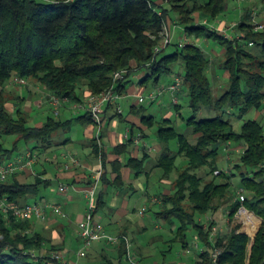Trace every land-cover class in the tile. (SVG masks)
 Segmentation results:
<instances>
[{
    "label": "trees",
    "instance_id": "1",
    "mask_svg": "<svg viewBox=\"0 0 264 264\" xmlns=\"http://www.w3.org/2000/svg\"><path fill=\"white\" fill-rule=\"evenodd\" d=\"M230 1L0 0V162L14 160L28 152L40 157L72 123L71 119L63 121L52 116L41 125L32 123L23 104L12 112L8 106L12 100L5 86L14 76L34 79L50 97L68 99L74 104L111 89L123 97L129 93L130 84L146 87L149 81H154L157 85L163 75L175 74L178 67L183 73L176 74L181 87L174 96L175 109L181 111V98L189 99L193 114L188 122L196 136L195 142L180 133L171 119L159 121L147 115L140 104L151 101L132 107L140 121L139 125H132L138 128L141 138L158 126L162 154L155 169L161 172V183L172 180L170 186L161 184L157 195L149 194V202L159 207L157 217L163 218L167 228L175 231L174 241H180L188 249V236L193 232L204 244L196 264H215L216 252H219L217 264H264V125L259 116V119L246 120L242 131L237 132L232 121L226 119L227 115L242 119L251 111L264 110V27L257 28L264 23H255V14L248 11L240 24L233 23L231 29L237 31L230 36L224 34L213 23L221 20ZM174 24L183 25L192 41L184 47L175 45L174 51L167 53L172 41L156 54L165 26L170 29ZM202 39L214 40L223 47V52L214 56L215 62L199 45ZM219 69L226 72V79L217 77ZM117 73H122L123 77L116 79ZM134 76L142 78L135 83ZM218 81L221 83L215 86ZM22 100L18 95L15 103ZM107 106L108 111L116 108V117L124 120V113H119L116 105ZM81 118L93 123L87 113ZM10 137H14V141L8 147L5 141ZM173 140L179 144L177 154H172L169 148ZM134 141L132 136L127 143L117 146L115 153L128 151ZM21 143L34 144V147L22 151ZM231 144L242 148L235 169L241 176L240 190L246 196L244 206L262 219L254 242L241 230L240 224L212 236L214 223L209 225L203 221L209 213L228 205L232 222L242 205L237 192L232 190L230 175L225 181L216 182L218 156L223 147L233 146ZM93 152L103 159L105 172L101 182L105 186L112 183L124 186L121 162H110L104 145L101 149L95 143ZM179 156L187 162L184 169L177 165ZM146 162V156L131 157L126 167L137 177L149 175ZM206 166H210L214 176L208 182L205 179L208 174H198ZM174 171L177 178L172 179ZM115 173L117 176L112 180L111 175ZM23 174L18 171L7 180L0 179V203L24 204L39 197L44 199L42 190L48 182L41 175L23 182L19 178ZM233 176H236L234 172ZM166 188L169 192L164 191ZM106 206L107 193L101 191L97 196L96 214L106 213ZM246 216L253 225L259 221L252 215ZM40 223L43 222L18 218L0 208V264H63L53 253L59 250L63 253L64 245H58ZM129 230L123 229L117 235L127 237L132 244L134 240ZM101 243L107 246L101 249L102 261L98 264H134L129 260L126 239L117 245ZM90 251L83 258L87 264H93L94 256L101 258ZM144 253L135 248L132 252L135 264H154L149 261L150 255Z\"/></svg>",
    "mask_w": 264,
    "mask_h": 264
},
{
    "label": "rangeland",
    "instance_id": "2",
    "mask_svg": "<svg viewBox=\"0 0 264 264\" xmlns=\"http://www.w3.org/2000/svg\"><path fill=\"white\" fill-rule=\"evenodd\" d=\"M248 11L255 14L256 16L255 23L257 24L264 23V0H231L229 2V8L221 16V20L213 23V25L215 28L219 29L224 34L226 33V34H229L230 36L234 30L237 31V29L235 28L231 29L232 25H234L233 23L240 24L242 22L243 16ZM169 30H170V33L173 34V45L167 49L166 51L167 53H171L172 51H174L175 45L180 44L182 41L185 44H188L192 41L191 38L187 37L185 33V27L183 25L174 24L172 25V28H170ZM185 37H187L188 40H185ZM199 45L209 54V56H211L212 62H215L214 56L219 55L223 52V47L219 43L215 42L214 40L202 39L199 41ZM180 72L181 70L178 67H176L175 74L163 75L157 85L154 83V81H149L147 83V86L145 87V93L143 95L147 96V94L150 93L149 91L151 92L153 91L157 93H161V91H164V93H162L158 97L155 103L146 102L144 104H140L141 106L140 105L138 106L143 107L147 115H153L159 121H162L165 119H171L172 124L177 128V130L180 133L185 134L192 142H195L196 136L193 135V131L191 127L189 126V122H188V120L192 117V114H193L192 109L190 107L189 99L188 98L180 99L179 103L181 104L182 108L180 112H177L175 109V103H174L175 94H173L169 90L170 85L176 82V78H177L176 74H179ZM181 73H183V71ZM217 77L221 78L222 80L226 79V72L222 69H219L217 71ZM17 78L23 79L24 83L17 81ZM133 81L135 83L139 82L138 76H134ZM220 83L221 82L218 81V83H215V86H218ZM133 86H134L133 84H130L128 86V90H130V88ZM5 90H6L7 96L12 100L8 104L11 111L12 112L16 111V109H18L19 107V104H23L24 110L27 111L28 115L30 116V119L32 120V123L34 122L38 123L39 121L45 122L50 116L55 117L59 120H63V121L71 119L72 122L74 121L75 123L73 126V129L75 130L76 126L78 125L77 123L78 119H80L82 115L86 114L85 109L84 110L75 109L74 107L76 104L75 103L70 104L68 102L66 103V105L63 104V106L60 109V114L57 116L55 114L53 105L50 104L52 97H50L46 93V90L43 89L41 84H38L34 79H26V78H21L19 76H14L8 83H6ZM18 95L21 96L23 100L22 102L17 104L15 103V98L18 97ZM125 96H128V93ZM125 96L121 97V99L119 100V104L123 108L122 113H124V119L128 117L130 111L132 110V107L136 103H139V97H136L135 94L133 95L132 93V95L127 98H125ZM87 99H85L82 103H85ZM201 115L202 114H200L199 116L201 117ZM259 116H260V119L258 118ZM226 119H230L232 123L234 124L235 130L237 132H241L244 122L249 119H259L264 125V110L260 112L251 111L242 119H239V117H236V116H229V115L226 116ZM104 124L105 122L103 123V126ZM129 124L130 123L128 122L126 123L123 122L121 124L122 130H125L126 126ZM94 125L97 127V130H98V126L95 123ZM157 131H158V126L156 125L150 131H148L145 137V139L151 145H154V144L159 145ZM71 135H72L71 132L64 133V131H61L59 135L57 136V138H55L54 143L58 140L65 139V137L68 138ZM81 138H83V136H81ZM12 141H14V137H10L7 142L5 141V144L8 147H10L11 145L9 143ZM231 145L233 146L223 147L218 156L217 163H216V168L218 169V171L215 173V175L218 176L216 178V182L221 183L226 180V176L230 175L231 182L233 184L232 190L237 192L236 197L239 199L240 193H241V190H240L241 176L239 175V171L235 169V165L240 160L242 148L240 146H236V144H231ZM20 147L22 151H25L26 149H28V147L30 148L34 147V144L27 145L25 143H21ZM169 148L172 154H177L179 150L178 141L176 140L171 141L169 144ZM54 149H55L54 150L55 152L50 153L49 154L50 156L48 157L50 159V161L48 162L49 166H51L53 164V161H55V156L58 155L61 157V155L58 152H62V150H58V148L56 147H54ZM154 162L156 163V161ZM150 164L151 163L148 162L146 164L147 167ZM186 164H187L186 160L182 156H179L177 159V165L179 166V169H184L186 167ZM35 168L38 169V166H35ZM210 171H211L210 166H206L202 168L200 171H198V174L201 176L203 175L205 176L208 174L207 177L205 178L206 181L208 182L214 178V176L210 173ZM233 172L236 174V176L232 177ZM223 173L225 175L221 176V174ZM160 174H161L160 171H155V174L151 178V182L153 184L151 187H148L146 184L147 183L146 174L140 175L139 176L140 178H137V179L135 178L133 180L134 190H130L128 192L130 193L129 195L131 199L130 200L131 201L130 210L132 212L131 215L136 219L139 225L144 226V229L141 231H137V226H135L132 229L131 234H132V238L134 241H132L133 247L131 244V252L135 251V247L137 246V243H139L141 245L146 246L147 251H145L144 255H150L151 259L149 261L150 262L153 261L154 264H157V263L159 264H163V263L179 264L181 261L185 262L186 264H196L197 263L196 257L200 256V254L203 252L204 244L197 239L196 235L193 232H190L188 236V240L190 243V246L188 249H185L183 247V244L180 241H174V238L176 236L175 231H171L169 228H167L166 221L163 218H158L156 215V212L159 210V207L157 205H154L155 204L154 202L150 203L148 200L145 201L144 197L147 193H150V195L152 196H155L159 193V188L161 187V184L170 186L172 180H165L166 183L164 182L161 183ZM176 176H177V173L176 171H174L171 174V178L175 179L177 178ZM55 185H57V183H55ZM57 187L49 188V190L51 189L57 190L58 189ZM44 195H46V193ZM51 196L57 197L59 200L61 199V197L63 198V196L59 197L57 193L52 194ZM115 196H116V190L114 186H112L109 188V193L107 197L109 203H110L109 199ZM47 197H49V195H47ZM41 200L43 199L39 197V200H31L30 202L35 203L36 201H41ZM52 200L54 201L55 199H52ZM59 200H57V202ZM121 201L122 200L118 201V207H121ZM144 207L148 208V211L145 213V216L141 217L140 215H138V212L141 211ZM228 208H229L228 205L221 206L216 211L209 213L203 221L209 225H210V222H213L214 223L212 225L213 229L216 227L217 230L221 233L227 232V227H225L224 229L225 231H222L221 226H224V225H221V223L217 222L215 220L216 218L214 217L216 214L218 215V214H221L222 212L225 214L229 212ZM250 214L252 215L253 212H251ZM43 224L48 225V222H43ZM259 227H260V224L257 225V227L256 226L252 228L248 227V229L245 230L250 235L252 242H253V237H255V234L257 233ZM46 228H45V231L48 232L50 236H53L51 229H46ZM120 228H122V226ZM120 228H118L116 232H119V231L121 232V230H123ZM127 228L129 230V227L124 228V230H126ZM113 235H117V234H113ZM212 236H213V233H212ZM79 243L80 242H77L76 249L80 248L81 244ZM58 245H60V243H58ZM187 250H191V252L188 253ZM59 252H62V251L59 250ZM63 254L65 253L63 252ZM101 259L102 257L95 258V259L93 258L92 263L98 264L102 261ZM85 260L86 259H82L83 262ZM69 264H72L70 260H69Z\"/></svg>",
    "mask_w": 264,
    "mask_h": 264
},
{
    "label": "crops",
    "instance_id": "3",
    "mask_svg": "<svg viewBox=\"0 0 264 264\" xmlns=\"http://www.w3.org/2000/svg\"><path fill=\"white\" fill-rule=\"evenodd\" d=\"M205 22L206 21H204V23ZM138 78L140 81L142 76H138ZM128 91V96H125V98L131 96L132 93L133 95L135 94L136 97H139V99L141 96H145L143 95L145 93V87L143 85H134ZM135 105H138V103H136ZM115 109L116 108H112L108 111V106L105 108L106 122L102 129V144L104 145L105 150L108 152L110 162L115 160H119L121 162V175L123 181L125 182V185L119 186V184L113 185L112 183V185L109 184L105 186L103 181L100 182L99 192L106 191L108 197L109 188L114 186L116 190V196L109 199L110 203L107 198L106 213L97 215V218L105 225L107 232L111 234H117L118 232H116V230L121 226L122 228L120 229L130 227L131 229L129 230V232L132 233V229L135 226H137V231H141L144 229V226L139 225L136 219L131 215V199L129 195L130 193H128L130 190H134L133 180L140 177H137L135 175V172L132 171L129 167H126V165L131 157L141 158L143 156H146V164L148 162L151 163L148 167L146 165V172L149 174H146V184L148 187H151L153 185L151 182V178L155 174V171H158L155 169L156 163L154 161L157 162L158 158L161 156L162 147L160 144L151 145L145 138L140 137V131L138 130V128H134L132 125L133 123L139 125L140 121L138 117L132 112V110L130 111L126 120L124 119L123 121L118 116L116 117ZM81 117L80 119H78V125L76 126L75 130L73 129V126L75 124L74 121L70 124V127H67L64 130V133H72L70 137H65V139L58 140L53 143V145L48 150H44L42 155H40L39 157L40 160L36 162V164H34L32 168L29 167L27 169L21 170L22 173L24 172L25 174L19 177L20 180L24 182L26 180L29 181V179H32L38 175H41V178L48 182L45 190H42L44 199L41 202H49L60 205L63 211L67 214V217L61 218L54 215L53 213H49L50 217L48 225H44L45 228L47 227L46 229L52 230L53 239L57 243L64 245L65 250L63 252L66 254L68 260H70L72 264H87V261L83 262V258H78L77 255V252L82 248V240L78 236V224L84 218L87 208V200L85 198L84 190L92 184L91 181L95 180V173L99 169H101L100 156L96 157L93 152L95 143H97V127L94 125V123H90L87 119H83ZM122 121L125 123H130L126 126L125 130H122ZM39 124L41 125L42 122L39 121ZM81 136H83V138H81ZM132 136L135 137V141L133 144H130L128 146L129 150L122 152L121 154L115 153L116 147L120 144L127 143ZM54 147L58 148V150H62V152H58L61 157L58 155L55 156V161H53V164L49 166L48 162L50 161V159L48 157L50 156V153L55 152ZM145 148L146 150H144ZM70 156L81 159L82 165L79 167L66 169L65 165L68 163ZM35 166H38V169L35 168ZM102 167L104 170V164H102ZM116 176V173L111 175L112 180H114ZM162 182L166 183L165 180H163ZM55 183H57V185H55ZM61 185L69 186V192L67 194H59V187ZM52 187H57L58 189L49 190V188ZM164 191L169 192L168 188H166ZM45 193L46 195H44ZM56 193L59 195V197L63 196V198L61 197V199L59 200L57 197L51 196L52 194ZM149 194L150 193H147L145 195V201H149ZM47 195H49V197H47ZM52 199L55 200L53 201ZM56 199L59 201L57 202ZM155 199L156 198L153 197L154 201ZM119 200H122L121 207H118ZM228 213L229 212L224 214L222 212L221 214H216L214 217L216 218L215 220L217 222L221 223V225H224L221 226L222 231H225V227H227L228 231L230 228H232L233 225L240 224L241 230H243L244 233L248 234L245 231L246 229H248V227H257V225H261L262 223V219L255 214L252 216L258 218L259 220L256 222V225H253L252 222L247 219V217L245 218V220L235 217V220L231 222L230 218L228 217ZM138 215H140L141 217L145 216L141 215L140 211L138 212ZM42 224L43 223H40L39 225L42 226ZM254 239L255 237H253V242ZM77 242H80L79 244H81L80 248L78 249H76ZM104 245L101 242H97L94 244L93 249H91L90 252H92L93 254H98L97 256L102 257L101 249H103ZM135 248L140 251H147L146 246L139 243H137V246ZM109 250L112 249L110 248ZM95 258L96 257L94 256V259ZM196 258L198 262L200 260V256H197ZM179 264L186 263L181 261Z\"/></svg>",
    "mask_w": 264,
    "mask_h": 264
},
{
    "label": "built area",
    "instance_id": "4",
    "mask_svg": "<svg viewBox=\"0 0 264 264\" xmlns=\"http://www.w3.org/2000/svg\"><path fill=\"white\" fill-rule=\"evenodd\" d=\"M263 25H259L258 29H263ZM163 40L162 43L156 47L155 53H161L171 42L173 41V34L170 33L168 27L165 26L164 31L162 32ZM184 40V38H183ZM185 40H188L185 37ZM185 43L182 41L180 43V47H184ZM122 73L116 74V79L122 78ZM17 81L24 83L23 79L17 78ZM181 87V81L179 79L176 80L174 84H172L169 90L175 94ZM164 91L161 93L151 92L147 96H141L139 99L140 103H144L145 101H155ZM120 96L115 94L113 89L108 92H105L99 96H91L89 97L85 103H75V109H85L86 113L90 115L93 122L98 126L96 140L99 144L100 148L103 149L102 144V129L103 123L106 122L105 117V108L108 104H114L117 106L118 112L122 114V106H118ZM68 99H61L59 97L53 96L50 103L53 105L55 114L58 116L60 114V109L64 103H68ZM175 103H177V99H175ZM39 161V156L37 154H33L32 152H28L26 155H22L17 157L14 160L8 162H0V179L7 180L11 176H13L18 171L32 168L36 162ZM103 159L100 156V165L101 169H99L95 173V180L90 186L85 188L84 194L87 200V208L84 215V218L78 224V236L82 240V248L78 252V258H84L87 256L88 252L93 248L94 244L97 242H106L109 245H117L121 242L122 239H126L128 251H129V260L132 263H136V257L131 252V243L129 239L125 236L113 235L107 232L105 225L97 218V196L99 192V184L101 182L102 176L104 174V170L102 167ZM82 165L81 159L77 157L70 156L68 163L65 165L66 169H70L72 167H79ZM69 192V186L61 185L59 187V194L65 195ZM242 205L239 211L236 214V217L239 219L245 220L246 215H251V211H249L245 206L244 202L246 200V196L244 191L241 190L240 198ZM155 201H158L155 199ZM0 208L3 209L5 213L12 212L15 216L22 219H37L41 222L49 221V213H53L54 215L66 218L67 214L63 211L62 207L58 204L49 203V202H38L35 203H24V204H10L6 201L0 203ZM147 208L144 207L141 211V215H145ZM254 214V213H253ZM252 214V215H253ZM217 228L213 229V235L218 233ZM188 253L191 250H187ZM219 252L214 254V262L217 264ZM53 257L58 260L60 263L69 264V260L65 254L62 252L53 253Z\"/></svg>",
    "mask_w": 264,
    "mask_h": 264
}]
</instances>
